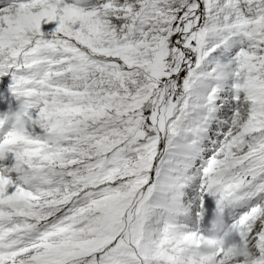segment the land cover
Wrapping results in <instances>:
<instances>
[{
  "label": "snow or ice",
  "instance_id": "snow-or-ice-1",
  "mask_svg": "<svg viewBox=\"0 0 264 264\" xmlns=\"http://www.w3.org/2000/svg\"><path fill=\"white\" fill-rule=\"evenodd\" d=\"M0 264H264V0H0Z\"/></svg>",
  "mask_w": 264,
  "mask_h": 264
},
{
  "label": "clouds",
  "instance_id": "clouds-1",
  "mask_svg": "<svg viewBox=\"0 0 264 264\" xmlns=\"http://www.w3.org/2000/svg\"><path fill=\"white\" fill-rule=\"evenodd\" d=\"M14 115H16V114H14ZM10 118H13V117H10Z\"/></svg>",
  "mask_w": 264,
  "mask_h": 264
}]
</instances>
